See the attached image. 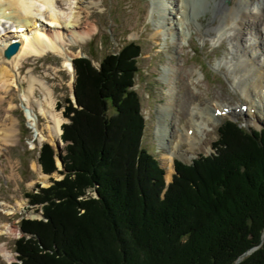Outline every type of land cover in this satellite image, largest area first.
<instances>
[{
	"label": "trees",
	"instance_id": "16d2710c",
	"mask_svg": "<svg viewBox=\"0 0 264 264\" xmlns=\"http://www.w3.org/2000/svg\"><path fill=\"white\" fill-rule=\"evenodd\" d=\"M142 47L130 42L97 68L74 59L76 98L62 126L64 178L27 197L44 219H22L13 264H235L264 234V130L228 120L216 154L165 170L143 146ZM39 162L57 170L45 144ZM89 190L97 192L94 198ZM239 264H264V246Z\"/></svg>",
	"mask_w": 264,
	"mask_h": 264
},
{
	"label": "rangeland",
	"instance_id": "374dc122",
	"mask_svg": "<svg viewBox=\"0 0 264 264\" xmlns=\"http://www.w3.org/2000/svg\"><path fill=\"white\" fill-rule=\"evenodd\" d=\"M220 2L223 4L214 7V0H190L187 3L189 13L183 19V14L178 13L179 10L182 12L180 6L183 0H55V9L61 13L60 25L63 27L58 29L62 32L58 45L72 59L82 53L98 67L106 55L120 51L128 43L141 45L142 55L134 89L140 96L146 120L142 145L163 168L166 167L167 183L174 175V160L170 155H175L174 146L178 144V139L183 132L186 133L188 125L194 122L202 125V116L194 110L198 105L205 108L212 103L236 111L231 109L230 114L223 118L211 120L209 126L202 125L204 129H198L197 142L190 144L185 140V152L178 153L175 158L186 164H191L200 155L213 153L212 145L218 139L219 127L228 119L240 122L248 130L264 128V106L258 119L250 118L249 111L245 114L241 109L242 105L249 109L257 94L245 95L241 80L236 79L238 67L233 58L235 49L242 51L246 45L248 50L253 48L250 42H255L254 32L244 30L237 39V31L225 28V17L239 6L231 0ZM208 3L210 5L206 8ZM79 11L80 23L74 33L72 20ZM27 33H19V36L24 37ZM63 53L50 50L42 57H30L22 61L19 71L10 65L11 73L18 78V85L8 92L0 88V125L3 129L13 125L15 129L8 143L0 142V227L10 224L16 229L14 236L0 231V264H11L1 252L3 244L8 245L14 257L12 262L17 261L15 243L23 236L19 229L21 220H42L40 212L43 206L32 205L26 194L37 192L39 185L48 188L53 180L64 177L61 174L64 168L59 167L56 150L58 171L48 176L47 183L44 182L45 178L40 174V151L44 144H55L40 141L30 128L20 100V87L27 90L30 81L39 80L53 89L56 113L63 117L67 99L71 100L73 85V73L65 70ZM256 54L261 56L262 52L256 51ZM4 65L1 59L0 67ZM40 91L36 84L34 100L41 98ZM11 102L14 103L13 108L10 107ZM195 114L201 119L195 121ZM167 119L171 128L163 124ZM39 123L47 133L46 119H39ZM166 130L168 136L165 137L170 141L165 145L167 139L162 140L161 135ZM65 146L66 143L61 142V149ZM34 164L39 166L35 168ZM89 193L98 198L97 192L89 190ZM263 246L264 243L258 249Z\"/></svg>",
	"mask_w": 264,
	"mask_h": 264
},
{
	"label": "bare ground",
	"instance_id": "6f19581e",
	"mask_svg": "<svg viewBox=\"0 0 264 264\" xmlns=\"http://www.w3.org/2000/svg\"><path fill=\"white\" fill-rule=\"evenodd\" d=\"M69 1L72 0H67V2ZM231 1L239 7L236 8V11L232 9V12L225 17V28H233V30L237 31V39L241 37L240 35L244 30L253 31L255 36V42H250L253 48L248 50L246 45L242 51L235 49L236 54L233 58L236 61V67H238L236 79L241 80L242 90H244L245 95L248 97L252 93L257 94L258 100L254 99L255 101L247 111H249L250 115L248 114V116L250 118L258 119L262 106H264V59L261 60L262 56L264 58V0ZM188 2H190V0H183L180 6L182 12H180L181 10L178 12L183 14V19L187 17L190 10V6L187 4ZM222 4L223 2H220V0H214V7ZM209 5L208 3L206 8ZM59 15H61V13L57 12L55 9V0H0V60L3 59V62H5V65L0 67V84L2 85L0 88L8 92L11 90V87L18 85V78H15V75L11 73L10 65H12V69L14 68L19 71L22 61L30 57H42L50 50L54 52L58 51L61 54L63 53L58 45V40H62V32L58 29L63 28L62 25H60L61 16ZM80 16L81 11L77 12L72 20L74 33H76L77 25L80 23ZM44 20L48 23H44ZM26 32L29 33L24 37L22 35L21 37L19 36V33L24 34ZM12 42H19V49L13 57L5 58L3 53ZM256 51L262 52V55L256 54ZM63 54H65L63 61L64 68L73 73L74 82L75 73L71 64L72 57L68 53ZM256 55L259 57H256ZM6 64H9V66ZM36 84L39 85L42 96L40 99L34 100ZM20 88V100L23 103V111L29 120L30 128L34 130V133L36 132L42 142L49 141L52 144L59 142L63 133L62 125L65 124L67 120L56 113L57 104L54 100L55 95L53 89L48 87L45 83H41L39 80L30 81L27 90L23 86ZM13 104L14 103L11 102V108H13ZM199 107L201 106L198 105L194 110L197 114L202 116V125L209 126L211 120L215 117L220 119L226 115L224 113V108L226 106L223 105L216 106L211 103V105L205 108ZM197 114L193 117L195 121L196 119H201ZM39 119H46L48 122L46 127L47 133L40 128ZM12 121L15 122L14 120ZM163 124L171 128V122L168 123V119L164 120ZM202 125H197L195 122L191 126L188 125L189 127L186 133H182L181 139L179 138V142L177 141L178 144L176 143V146H174L175 155H170L172 160H175V156H178V153L185 152L183 146L185 145L186 139L190 144L197 142L198 133L200 132L198 129H201V131L204 129ZM14 132L15 129L13 125L9 129H3L0 125V142L8 143L9 140L12 139V134H14ZM165 136H168L167 130L161 135V139L166 140L168 137ZM169 141L170 139H167L165 143H163L166 145L169 144ZM58 163L60 165V162ZM37 165L38 164H34V167L36 168ZM59 167L61 168V165ZM40 174L45 178L44 182L47 183L48 176L44 175L42 172H40ZM0 228L3 234L8 236L16 235V229L10 224L3 225ZM1 252L3 256L9 260V263L14 260L8 245L3 244L1 246Z\"/></svg>",
	"mask_w": 264,
	"mask_h": 264
},
{
	"label": "water",
	"instance_id": "95a60500",
	"mask_svg": "<svg viewBox=\"0 0 264 264\" xmlns=\"http://www.w3.org/2000/svg\"><path fill=\"white\" fill-rule=\"evenodd\" d=\"M18 48H19V43L18 42H15V43L11 44V46H9V48L5 51V57L6 58H11L12 55H14L17 52ZM73 98H74L75 107H77L76 93H75V84L73 85ZM55 149L58 151V161L61 163L62 162V160H61L62 149H61L60 144L58 142L55 145ZM40 213H41V216L43 218V212H40ZM263 243H264V234L262 235L261 243L258 246H256V247L250 249L249 251L245 252L242 256H240L235 264H239L246 256L252 254L261 245H263Z\"/></svg>",
	"mask_w": 264,
	"mask_h": 264
}]
</instances>
